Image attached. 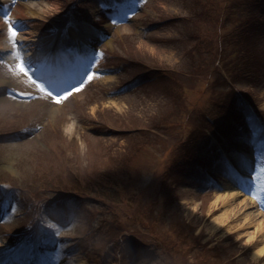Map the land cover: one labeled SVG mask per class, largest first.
Masks as SVG:
<instances>
[{
  "label": "rangeland",
  "instance_id": "rangeland-1",
  "mask_svg": "<svg viewBox=\"0 0 264 264\" xmlns=\"http://www.w3.org/2000/svg\"><path fill=\"white\" fill-rule=\"evenodd\" d=\"M75 1H10L9 21L26 19L15 36L0 17V53H15L0 63V135L12 133L0 138V201H14L0 219L1 254L59 242L55 256L46 251L53 264H163L168 251L175 264L213 256L215 264H264V0H86L70 8ZM83 22L97 30L92 58L45 94L28 79L14 37L31 39L36 52L41 33L60 36ZM249 30V68L261 75L229 84L226 72L243 54L237 35ZM90 66L81 86L56 95ZM4 88L38 96L19 101ZM195 131L197 145L184 146ZM183 149L197 163L179 165ZM169 173L170 198L161 186ZM36 222L43 247L28 248L27 237L39 238Z\"/></svg>",
  "mask_w": 264,
  "mask_h": 264
},
{
  "label": "trees",
  "instance_id": "trees-1",
  "mask_svg": "<svg viewBox=\"0 0 264 264\" xmlns=\"http://www.w3.org/2000/svg\"><path fill=\"white\" fill-rule=\"evenodd\" d=\"M212 9H213V7L211 9L207 8V11H212ZM217 11H218V9L215 10V12H217ZM215 21L217 22L218 20L216 19ZM242 26H243V24H242ZM250 36H251L250 30H249V34L246 35V36H243L242 35V32H240L237 35V37H238V41L237 42H238V44H241L242 45L243 49H241V52H243V54L240 55V56H238L236 59H234L233 63H231L232 64L231 68L228 69V71L226 72L230 76V79H231V81L228 80L229 81V84H234V83L240 84L239 80H243L242 78L245 77V76H247V79L246 80H249V81L252 80V82H254V80L257 79L258 75H261V71H259L260 68L257 69V70H255L253 68L252 69L249 68V63L251 61L253 62V57L250 58V56L253 53H255V50L252 49L251 47H249L250 46V43H251ZM239 39H240V42H239ZM216 43H217V39H216ZM226 51H227V48L226 47H224L223 49L220 50V56H221L220 61H219L220 63L225 60L224 55L227 53ZM249 76H250V79H249ZM175 83H179V82L176 81ZM177 92H179V90ZM246 97L248 99H251V95L250 94L246 95ZM215 113L216 114H219L221 116L227 117V112L224 111L221 108H219ZM228 117H231V116H228ZM197 129L199 131H201V129L199 127H197ZM194 130H196L195 127H194ZM197 134H198V132L195 131V134L193 136H191L190 138L185 139L184 146L191 148L193 145H197V143H195L198 140V138H199V136ZM194 157H195V155H193V156L187 155L186 152H185V150L183 149L182 152H181V154L180 155H177V159L176 160L179 162V165L180 164H183V166L185 167L186 164H188V163H193V164L197 163L196 161H198V160H195ZM174 170H175V168L172 169V171H174ZM170 174L171 173L166 174L162 178V181H161L162 190H165V189L167 190V188H169V190H167V197L168 198H170L172 196V193H173V190L168 185V182L169 181H172V179L170 178L172 175H170ZM101 192L104 193V191H101ZM162 194H163V198H165L164 191H163ZM102 195L103 194H101L100 197ZM112 204L113 203H111V202H109V203H105L104 202V205L106 207H111ZM185 234L186 233H184V235ZM192 236H193V234H192ZM192 239H194V237ZM186 241H182V245ZM194 249L195 248H189V247H187L185 254L193 253ZM164 251H168V250L164 248ZM168 252H169L170 256H168L166 259H164L163 264H175V262L173 261V257L174 256H172V254L170 253V251H168ZM196 252H199V250L196 249L195 252H194V254ZM216 258L217 257H215V256L211 257L210 260L206 264H215L216 262H218ZM200 261L202 263H204L203 259H201Z\"/></svg>",
  "mask_w": 264,
  "mask_h": 264
},
{
  "label": "snow or ice",
  "instance_id": "snow-or-ice-1",
  "mask_svg": "<svg viewBox=\"0 0 264 264\" xmlns=\"http://www.w3.org/2000/svg\"><path fill=\"white\" fill-rule=\"evenodd\" d=\"M113 23H115V21ZM11 33H12L13 36H15L16 35V30L15 29H11Z\"/></svg>",
  "mask_w": 264,
  "mask_h": 264
},
{
  "label": "bare ground",
  "instance_id": "bare-ground-1",
  "mask_svg": "<svg viewBox=\"0 0 264 264\" xmlns=\"http://www.w3.org/2000/svg\"><path fill=\"white\" fill-rule=\"evenodd\" d=\"M236 191H237V192H236ZM235 192H236L235 194H239V193H240V190L236 189ZM1 263H2V261L0 262V264H1Z\"/></svg>",
  "mask_w": 264,
  "mask_h": 264
}]
</instances>
